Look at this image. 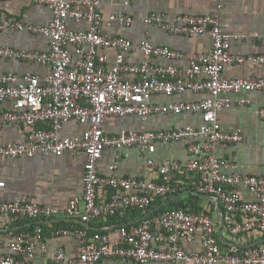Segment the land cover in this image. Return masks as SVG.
Segmentation results:
<instances>
[{"label": "built area", "instance_id": "2783aa9c", "mask_svg": "<svg viewBox=\"0 0 264 264\" xmlns=\"http://www.w3.org/2000/svg\"><path fill=\"white\" fill-rule=\"evenodd\" d=\"M32 1L50 9L52 19L48 24L16 19L0 23V30L42 34L50 39V49L40 51L0 45V56L38 62L50 70L43 75L0 71V130L11 123L28 127L21 142L0 140V157L62 156L83 151L86 156L83 193L71 197L64 207L23 199L0 200V226L27 220L35 223L32 229L9 232L6 251L0 253V264H34L38 253H47L42 223L50 219L70 222L71 226L57 227L53 232L73 235L80 243V252L75 257L69 256L66 248L59 245L50 257L57 263L105 264L109 260L125 259L133 264H264V244L221 241L212 216L205 211L166 205L150 209L157 199L165 201L169 194L179 192L181 186L175 180L184 173L195 178L194 190L219 201L223 223L230 235L253 230L264 233V175L242 173L236 161L216 154L217 145L235 144L244 139L242 129H227L218 120L219 112L233 104L229 94L264 91V52L239 54L232 51L233 42L244 35L222 27L223 3L218 0L215 10L205 14L181 13L171 18L165 12H152L142 19L146 25L170 33L210 36V51L199 54L154 45L147 38L132 41L104 33L105 26H131L135 19L125 12L105 15L103 0ZM125 4H129V0H125ZM70 19L85 21L88 27L74 30L69 25ZM107 48L117 52L110 67L104 52ZM136 50L142 52V61L127 62L126 53ZM183 58L188 61L186 67L177 63ZM246 62L261 66L262 72L251 77L225 76L227 66ZM189 91L206 96L194 101L152 102L154 94L172 96ZM6 101L11 102V107H2ZM249 102L245 98L238 99L240 105ZM182 112L200 113L201 124L169 130H149L143 126L140 130L123 128L114 134L105 131L109 116L138 115L146 122L155 113ZM256 112L264 119V106ZM71 120L87 128L81 135L62 136L60 131ZM186 138L193 139L187 146L190 158L186 161L153 158L158 142ZM125 146H137L147 167L158 171V178L147 173L143 176L101 175L98 163L104 150H119ZM120 156L118 151L111 169L118 167ZM4 186L5 182L0 181V189ZM102 187L113 191L114 195L109 199L100 198ZM242 187L253 198L246 199ZM128 211H138L143 216L136 222L116 224L115 219ZM108 219L113 220L111 228L93 229L95 224ZM197 237L201 247L186 248V244Z\"/></svg>", "mask_w": 264, "mask_h": 264}, {"label": "crops", "instance_id": "0c3cea01", "mask_svg": "<svg viewBox=\"0 0 264 264\" xmlns=\"http://www.w3.org/2000/svg\"><path fill=\"white\" fill-rule=\"evenodd\" d=\"M218 0H103V13L125 12L131 14L135 21L131 26L103 27V32L118 35L132 41L147 38L154 45L168 46L185 52L206 54L212 47V39L208 35L189 36L186 34L170 33L165 29L151 27L142 22V19L152 12H165L169 17L181 13L205 14L215 10ZM223 3L221 11V25L231 32L244 35L233 42L232 51L239 54H257L264 52V0H220ZM20 19L26 23L48 24L52 19L50 9L41 3L32 0H0V23ZM69 25L74 30L86 29L85 21L69 20ZM259 35L257 37L256 35ZM0 45L19 49H31L47 51L50 49V39L42 34L29 31L0 30ZM104 52L108 55V66L115 60L116 50L107 48ZM125 59L129 63H138L143 59L141 51L136 50L126 53ZM180 66H188L187 59L177 62ZM47 65L25 61L16 58L0 56V71L14 72L18 75L30 72L33 74H46L49 72ZM262 72L261 66H254L248 62L243 64L229 65L225 69V76L229 78L251 77ZM131 78V76H128ZM233 98L230 108L221 110L218 120L227 129L240 128L243 130V141L235 144L221 143L217 145L216 154L221 158L236 161L240 172L249 175H264V119L259 117L256 110L264 106V91H241L229 94ZM206 96L203 93L189 91L185 94H154L152 102L164 104L171 101H194ZM250 100L248 104H238V99ZM237 100V101H236ZM2 107H11V102L6 101ZM202 116L200 113L182 112L179 114L155 113L143 122L138 115L109 116L105 123V131L111 134L119 132L123 128L140 130L143 126L149 130H169L183 127L188 124L200 125ZM87 128L75 120L64 124L60 134L62 136L81 135ZM28 127L24 124H5L0 130L2 142H21L24 140ZM191 138L179 141L158 142L153 153L155 160L178 159L181 162L190 158L187 146ZM119 151L120 159L118 167L111 169L116 162V153ZM86 156L83 151L76 154L65 153L62 156L36 155L35 157H0V181L5 186L0 189V200L23 199L35 201L44 205L64 207L73 196H81L83 193V174ZM101 175L115 176H143L150 174L154 179L158 178L157 170H150L145 164L143 155L137 146H125L119 150L107 148L98 163ZM180 184V190L171 199L165 201L166 205L171 202L178 205H186L187 208L205 211L209 213L216 229L217 237L225 243L239 245L264 244V233L257 230L247 231L238 236L228 233L222 219V207L215 198L198 193L194 190L195 178L191 175L180 173L175 180ZM246 199L253 198L246 188H241ZM114 195L105 187L100 188L99 197L109 199ZM173 206V205H169ZM138 211H128L121 215L117 223L136 222L141 218ZM112 219L95 224L93 229L111 228ZM43 227L47 238V253H38L33 260L34 264H68V262H53L50 257L56 252L59 245H63L69 256H78L80 243L73 235H55L53 229L57 227H69L70 222L56 219L43 221ZM35 223L31 220L22 221L9 226H0V253L6 251L5 243L9 232L32 229ZM107 228V229H110ZM201 247L200 238L192 243H187L189 250ZM105 264H133L125 259L109 260ZM151 264H183L168 262H153Z\"/></svg>", "mask_w": 264, "mask_h": 264}, {"label": "trees", "instance_id": "16d2710c", "mask_svg": "<svg viewBox=\"0 0 264 264\" xmlns=\"http://www.w3.org/2000/svg\"><path fill=\"white\" fill-rule=\"evenodd\" d=\"M173 195H176V194H173ZM173 195H172V194H169V195L167 196V198H166L165 201L171 199ZM165 201L160 200V199H157L156 201L153 202V204L151 205L150 209H154L155 207H157V206L163 204ZM169 205H173V206H176V207L187 208L186 205H178V204L176 205V204H173L172 202H171ZM169 205H166V206H169ZM163 208H164V207H162V208L159 209V210H162ZM148 212H149V211H147V213H148ZM141 214H142V213H141ZM142 216H143V214H142Z\"/></svg>", "mask_w": 264, "mask_h": 264}, {"label": "water", "instance_id": "95a60500", "mask_svg": "<svg viewBox=\"0 0 264 264\" xmlns=\"http://www.w3.org/2000/svg\"><path fill=\"white\" fill-rule=\"evenodd\" d=\"M163 205H166V204H165V203H163V204H161L160 206H158L157 208H159V207H161V206H163ZM157 208H156V209H157Z\"/></svg>", "mask_w": 264, "mask_h": 264}]
</instances>
